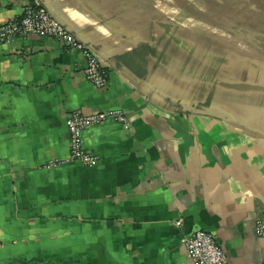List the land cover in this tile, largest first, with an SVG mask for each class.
Instances as JSON below:
<instances>
[{
	"label": "crops",
	"instance_id": "0c3cea01",
	"mask_svg": "<svg viewBox=\"0 0 264 264\" xmlns=\"http://www.w3.org/2000/svg\"><path fill=\"white\" fill-rule=\"evenodd\" d=\"M52 12L103 62L40 35L0 46V264H192L185 235L264 264V0H0ZM121 111L69 152L74 111ZM181 220V225L175 222Z\"/></svg>",
	"mask_w": 264,
	"mask_h": 264
},
{
	"label": "built area",
	"instance_id": "2783aa9c",
	"mask_svg": "<svg viewBox=\"0 0 264 264\" xmlns=\"http://www.w3.org/2000/svg\"><path fill=\"white\" fill-rule=\"evenodd\" d=\"M30 35L51 37L59 41L63 47L81 50L86 62L83 70L86 80L99 89L106 86L108 73L101 59L89 47L81 43L44 6L37 3H28L20 17L0 25V46L16 38H25ZM108 118L122 124L127 122V117L117 110L97 114L72 112L66 119L69 132L68 155L62 159H53L46 166H63L73 162L84 166L97 164L99 157L87 151L83 145V133L90 126L98 125ZM175 225L180 226L181 220H177ZM256 234L264 241V213L256 223ZM183 246L192 264H229L216 236L210 232L196 230L185 235Z\"/></svg>",
	"mask_w": 264,
	"mask_h": 264
},
{
	"label": "water",
	"instance_id": "95a60500",
	"mask_svg": "<svg viewBox=\"0 0 264 264\" xmlns=\"http://www.w3.org/2000/svg\"><path fill=\"white\" fill-rule=\"evenodd\" d=\"M47 9V8H46ZM48 10V9H47ZM49 11V10H48ZM50 12V11H49ZM51 14H53L52 12H50ZM53 16H55L54 14H53ZM56 17V16H55ZM57 18V17H56ZM58 19V18H57ZM58 21H59V19H58ZM61 23V22H60ZM62 24V23H61Z\"/></svg>",
	"mask_w": 264,
	"mask_h": 264
}]
</instances>
